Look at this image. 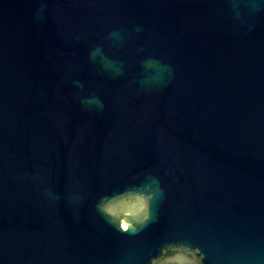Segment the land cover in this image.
<instances>
[{
  "label": "water",
  "instance_id": "obj_1",
  "mask_svg": "<svg viewBox=\"0 0 264 264\" xmlns=\"http://www.w3.org/2000/svg\"><path fill=\"white\" fill-rule=\"evenodd\" d=\"M0 264H264V0H0Z\"/></svg>",
  "mask_w": 264,
  "mask_h": 264
},
{
  "label": "snow or ice",
  "instance_id": "obj_2",
  "mask_svg": "<svg viewBox=\"0 0 264 264\" xmlns=\"http://www.w3.org/2000/svg\"><path fill=\"white\" fill-rule=\"evenodd\" d=\"M125 227H129V225H128V224H126V225H125Z\"/></svg>",
  "mask_w": 264,
  "mask_h": 264
}]
</instances>
